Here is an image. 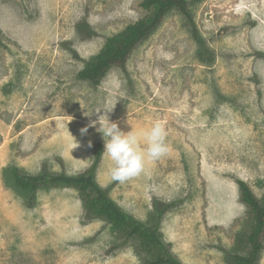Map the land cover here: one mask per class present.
Returning <instances> with one entry per match:
<instances>
[{"label":"rangeland","instance_id":"rangeland-1","mask_svg":"<svg viewBox=\"0 0 264 264\" xmlns=\"http://www.w3.org/2000/svg\"><path fill=\"white\" fill-rule=\"evenodd\" d=\"M143 1L0 0V264H139L76 190H42L30 207L9 175L95 164L98 184L139 220L178 204L161 223L172 256L229 264L249 219L236 181L264 197V0H188L211 59L172 12L124 67L80 80L108 38L148 16ZM105 108L125 132L163 123L170 151L113 181L99 124L81 133Z\"/></svg>","mask_w":264,"mask_h":264},{"label":"trees","instance_id":"trees-1","mask_svg":"<svg viewBox=\"0 0 264 264\" xmlns=\"http://www.w3.org/2000/svg\"><path fill=\"white\" fill-rule=\"evenodd\" d=\"M141 7L148 11V16L108 38L100 53L87 61L79 72L80 80L98 85L113 67H124L134 51L148 40L172 12L182 16L192 38L201 49V55L211 59L188 0H144ZM96 169L97 164L81 175L51 171L33 175L21 168L11 167L9 175L13 185L27 196L30 207L35 204L42 190H76L84 209L106 223L117 245L131 248L139 264H185L170 254L161 232L165 214L178 204L170 203L163 209L150 212L146 220H139L123 210L98 184ZM236 183L240 201L248 209L249 219L237 235L236 248L227 253V262L260 264L264 253V197L258 199L247 182L239 179Z\"/></svg>","mask_w":264,"mask_h":264},{"label":"clouds","instance_id":"clouds-1","mask_svg":"<svg viewBox=\"0 0 264 264\" xmlns=\"http://www.w3.org/2000/svg\"><path fill=\"white\" fill-rule=\"evenodd\" d=\"M98 120L81 129L85 134L88 127L99 124L97 131L103 134L105 150L103 154L112 162L110 176L113 181L125 183L145 172L146 163L165 156L170 147L167 143V130L163 123L155 122L150 128L125 132L117 122L110 120L107 113L112 108H105ZM101 110L96 111L99 113ZM91 146V145H90Z\"/></svg>","mask_w":264,"mask_h":264}]
</instances>
